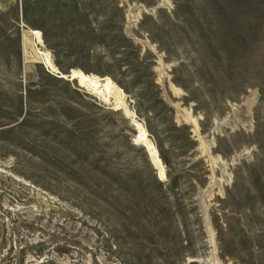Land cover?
<instances>
[{
	"label": "rangeland",
	"instance_id": "1",
	"mask_svg": "<svg viewBox=\"0 0 264 264\" xmlns=\"http://www.w3.org/2000/svg\"><path fill=\"white\" fill-rule=\"evenodd\" d=\"M163 1L91 0L94 8L106 9L125 35L132 6L157 7L153 15L144 13L133 24V37L126 35L141 55L132 60L134 68L122 61L116 72L128 89L116 83L128 96L124 100V95L115 98L78 81L81 88L48 71L36 47L48 52L52 63L55 55L24 24L25 0H0V264H264V50L260 61L240 71L235 81L215 79L223 68L212 67V8L207 0ZM104 52L97 48V53ZM59 58L65 66L68 59L61 54ZM160 62L171 65L167 74L182 89L180 96L158 83ZM28 87L44 91L28 98ZM73 89L78 95L71 93ZM125 101L146 129L144 117L149 116L167 161L161 159L167 178L164 208L171 212L172 228L165 247L147 240L139 227L124 233L114 225L113 210L105 211L96 199H89L86 211L80 209L82 197L75 196L76 184L65 174L70 167L74 170L61 115L70 114L67 105L96 117L93 143L102 144L118 169H144L141 156L125 151L122 134L131 142L133 128L113 110L125 109ZM249 102L251 127L232 123ZM172 103L200 118V135L206 136L204 141L214 139L211 154L228 163L229 183L221 193L211 186L221 178V168L211 164ZM137 127L140 136L135 140L140 137L153 149L143 126ZM153 155L163 172L155 151ZM235 155L238 160L232 162ZM160 205L165 206L162 199Z\"/></svg>",
	"mask_w": 264,
	"mask_h": 264
},
{
	"label": "trees",
	"instance_id": "2",
	"mask_svg": "<svg viewBox=\"0 0 264 264\" xmlns=\"http://www.w3.org/2000/svg\"><path fill=\"white\" fill-rule=\"evenodd\" d=\"M207 2L212 8V67L223 68L215 79L225 77L235 81V76L240 71L251 63L260 61L259 56L264 50L263 0ZM115 10L121 11L116 6ZM108 14L105 8H94L91 0H84L80 4L73 0H36L33 3L25 0L22 6L24 24L41 31L43 42L55 55L53 61L62 73L80 69L85 74L107 76L128 92L116 72L121 70L122 61L134 68L132 60L140 59L141 49L124 34L120 24L114 25ZM98 47L105 52L97 53ZM59 54L68 59L65 66L61 64ZM43 88L28 87V98L32 93L44 91ZM151 88L156 90V87ZM71 93L78 95L74 89ZM262 93L264 94L263 91ZM160 103L165 106L162 101ZM67 106L70 114L61 115L67 124L66 133L70 140L68 149L72 154L74 170L70 167L65 174L76 184L75 196L82 197L80 209L86 211L89 199H96L105 211L113 210L117 215L114 225L120 227L124 233H130L134 227L138 230L139 227L138 232L145 234L147 240H154L155 246L165 247L169 241L167 232L172 228L169 220L171 212L164 208L166 204L168 206V195L164 186L156 180L142 149L134 146L123 133L126 139L125 151L141 156L144 169L136 168L131 171L129 166L118 169L117 163L112 162L111 156L103 151L102 144L93 143L91 136L94 133L92 128L98 123L96 117ZM137 112L140 114L138 107ZM104 113L118 117L113 111ZM144 118L148 131L156 140L149 116ZM120 119L126 123L125 118ZM156 144L160 150V159L167 163L158 139ZM122 152L124 151L119 153ZM160 199L165 206L160 205ZM179 246L182 247L181 241Z\"/></svg>",
	"mask_w": 264,
	"mask_h": 264
},
{
	"label": "bare ground",
	"instance_id": "3",
	"mask_svg": "<svg viewBox=\"0 0 264 264\" xmlns=\"http://www.w3.org/2000/svg\"><path fill=\"white\" fill-rule=\"evenodd\" d=\"M166 3H167V1L164 0L163 4H166ZM149 10L150 9H146L142 5H134L130 8L129 13H128V22H127V26H126V32L129 36L133 37V35L131 33V28H132L133 24L137 20L140 19L142 14L150 13ZM30 32H31V35L32 34L34 35L36 40L42 41L41 35L38 31H35V30L31 31L30 30ZM35 38H34V41H35ZM135 40L138 41L137 39H135ZM36 49H37L36 53H37L41 63L46 67V69L48 71L55 73L57 71V69L52 63V59L50 57V54L46 51L38 49L37 47H36ZM170 68H171V65H165L162 62H160V66L157 68V71H158L157 81H158V83H160L162 85V87H165V88L168 87V89L173 93V95H175V97L180 96L182 94L181 90L179 88H177L176 86H174L169 80L167 72L170 70ZM73 77H75L80 82L81 85H83L85 87H97L99 89H103L105 91V93H107V94H109L115 98L122 97V95H123L121 90L117 88V86L114 84L113 81H111L110 78H106L105 80H101L100 78H97L95 76L85 75L80 70H74L73 71ZM172 105L179 109L178 104L172 103ZM246 105H247L246 108L242 109L240 111L238 117L232 119V120H234L232 123H235V124L238 123L240 126L248 128V127H251V124H252L251 117H250V102L247 103ZM178 112L182 114L180 117L184 118V120L191 126L192 133L201 142V145L203 147V151L207 154V157L209 158V161L211 162V164L214 167L219 166V169L221 168V178L216 179L211 185L212 189H213V186L214 187L217 186L220 193H221L222 187L224 185H226L227 183H229L230 175L227 173L228 163H226V161L221 159L219 156H217V155L214 156L211 154L210 149L213 147L214 139L212 138L210 140L204 141L206 136L203 137L199 133V120H200V118L194 117L189 112H185L184 110L179 109ZM180 117L178 116V118H180ZM138 136H140L139 131H138ZM137 142L141 143L140 137L138 138ZM237 158H238V155L233 156L232 162H234L235 160H238ZM211 186H209L210 189H211ZM209 194H210V191H209ZM209 264H212V262Z\"/></svg>",
	"mask_w": 264,
	"mask_h": 264
},
{
	"label": "water",
	"instance_id": "4",
	"mask_svg": "<svg viewBox=\"0 0 264 264\" xmlns=\"http://www.w3.org/2000/svg\"><path fill=\"white\" fill-rule=\"evenodd\" d=\"M156 9H157V7H155V8H153V9H150L149 11H150V13H147V14H151V15H153L154 13H155V11H156ZM31 31H34V30H31ZM35 31H37V30H35ZM39 33H40V35H41V38H42V33L40 32V31H38ZM126 33V32H125ZM126 35L128 36V37H131V36H129L127 33H126ZM21 44H22V41H21ZM42 44L44 45V42H43V38H42ZM51 53V52H50ZM52 55V54H51ZM53 63H54V61H53ZM54 65H55V63H54ZM55 67H56V69H57V71L55 72V73H53V74H55L56 76H58V78H62V79H66V80H68V81H76L77 82V85L79 86V87H81L80 86V84H79V82H78V80L75 78V77H73V71H74V69H71V70H69V72L67 73V74H63V73H61L60 72V70L57 68V66L55 65ZM81 71V70H80ZM82 73H84L83 71H81ZM52 73V72H51ZM85 74V73H84ZM90 75H95V74H90ZM95 76H97V77H99L101 80H105L106 78H109V77H107V76H104V77H100V76H98V75H95ZM112 81V80H111ZM116 86H117V88L118 89H120L121 90V92H122V94L124 95V100H126L127 98H128V96L124 93V91L116 84V83H114ZM81 88H84V87H81ZM181 89V88H180ZM182 90V89H181ZM183 92V91H182ZM94 94V93H93ZM99 97V96H98ZM165 97H166V101H168V103H169V100H167V99H169V98H167V96L165 95ZM103 102H106V101H104L103 99H102V97H99ZM109 101H112L113 102V100H111V99H109L107 102H109ZM130 102H132V100H130ZM125 104H126V108L124 109V108H114V106H113V110L114 111H118V112H120L121 114H122V116L125 118V120H127L128 122H129V124H130V126L133 128V132L130 134V138H131V143L134 145V146H136V147H140L143 151H144V153H145V155H146V157H147V160H148V162H149V166H150V169H151V171L153 172V174H154V176H155V178H156V180L158 181V183L160 184V185H165L166 184V180H167V178H166V174H165V166H164V164L162 163V161H161V159H160V157H159V153H158V150H157V148L155 147V145H154V143L152 142V140H151V138H150V136H149V133H148V131H147V129H146V127L138 120V116H137V114H136V112L134 111V109H132V107L131 108H129L128 107V102H126L125 101ZM130 113H133V117L130 115ZM137 123L138 124H141L142 126H143V128L145 129V132L147 133V136H148V140L150 141V144L153 146V149L152 148H150L149 147V145L148 144H144V143H139V142H137L136 140H135V136H137L138 135V127H137ZM156 152V158H157V160H159L160 161V165H162L163 167H164V170H163V172H161L160 170H159V166H158V164L156 163V160L154 159V155H153V152ZM208 263V262H207Z\"/></svg>",
	"mask_w": 264,
	"mask_h": 264
}]
</instances>
